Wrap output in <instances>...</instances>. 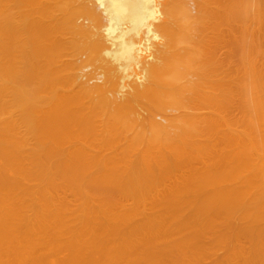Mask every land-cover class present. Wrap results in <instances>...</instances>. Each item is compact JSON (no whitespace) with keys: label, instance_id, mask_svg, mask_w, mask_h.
Wrapping results in <instances>:
<instances>
[{"label":"bare ground","instance_id":"6f19581e","mask_svg":"<svg viewBox=\"0 0 264 264\" xmlns=\"http://www.w3.org/2000/svg\"><path fill=\"white\" fill-rule=\"evenodd\" d=\"M0 264H264V0H0Z\"/></svg>","mask_w":264,"mask_h":264},{"label":"rangeland","instance_id":"374dc122","mask_svg":"<svg viewBox=\"0 0 264 264\" xmlns=\"http://www.w3.org/2000/svg\"><path fill=\"white\" fill-rule=\"evenodd\" d=\"M246 20L248 21V20H250V19L248 18V19H246ZM247 21H246V23H247ZM248 22H249V21H248ZM247 24H250V22L247 23ZM236 25H239V24H236ZM250 26H251V25H250ZM250 26H249V27H250ZM243 27H246V26H243ZM247 27H248V26H247ZM252 27H254V26H252ZM235 28H237L236 30H239L238 27H235ZM235 28H234V29H235ZM243 29H244V28H243ZM224 30H226V28H224ZM224 30H223V31H224ZM247 30H248V29H247ZM248 31H249V30H248ZM237 32H238V34H237ZM237 32H236V33L234 32V34H237V36H235V37H237V38H236V40H234L235 42H237L236 45L240 43V40H237V39H238V35H239V31H237ZM227 34H228L227 32H225L224 35H223V33H222V35L225 37L224 40L227 41L226 43H224L225 41L223 40V43H224V44H223V47H224L225 50H226L225 47H227V49H228L229 47L231 48V46H232L233 49H234L235 45H233V44H234L235 42L232 41V40H233V35H231L232 40H230L231 37H227V36H230V34H228V35H227ZM231 34H233V33H231ZM240 34H242V33H240ZM224 37H222V38H224ZM227 38H228L229 40H226ZM234 39H235V38H234ZM228 41H229V42H228ZM230 41H232V42H230ZM238 41H239V42H238ZM233 42H234V43H233ZM227 43H228V44H229V43H232V44H229V45H230V46H229ZM224 45H225V46H224ZM247 45H248V44H247ZM219 47H220L219 49L221 50L222 46H219ZM231 49H232V48H231ZM225 50L222 49V53H225V52H226ZM228 50L230 51V49H228ZM223 51H224V52H223ZM217 52L221 53V51H218V49H217ZM227 53H229V52H227ZM227 53H226V55H227Z\"/></svg>","mask_w":264,"mask_h":264}]
</instances>
